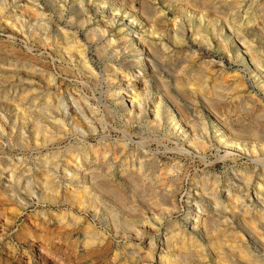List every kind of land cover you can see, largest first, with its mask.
Here are the masks:
<instances>
[{
    "label": "rangeland",
    "instance_id": "1",
    "mask_svg": "<svg viewBox=\"0 0 264 264\" xmlns=\"http://www.w3.org/2000/svg\"><path fill=\"white\" fill-rule=\"evenodd\" d=\"M3 3L0 264H264V0Z\"/></svg>",
    "mask_w": 264,
    "mask_h": 264
},
{
    "label": "bare ground",
    "instance_id": "2",
    "mask_svg": "<svg viewBox=\"0 0 264 264\" xmlns=\"http://www.w3.org/2000/svg\"><path fill=\"white\" fill-rule=\"evenodd\" d=\"M2 1V3H3V0H0V2ZM2 3L0 4L1 6H2ZM4 4V3H3ZM0 6V7H1ZM25 8V7H24ZM1 10V9H0ZM4 11V10H3ZM20 12V11H19ZM14 14V13H13ZM7 16V15H6ZM14 16V15H13ZM122 18V17H121ZM105 31V30H104ZM92 34V33H91ZM66 36V35H65ZM108 36V35H107ZM90 39V38H89ZM45 41V40H44ZM49 41V40H48ZM112 43V42H111ZM58 45V44H57ZM111 46V45H110ZM108 48H109V46H107ZM112 47V46H111ZM1 49V48H0ZM3 51V50H2ZM65 52V51H64ZM69 52V51H68ZM142 52V51H141ZM140 52V53H141ZM143 53V52H142ZM141 57V56H140ZM146 58V57H145ZM70 60V59H69ZM150 61H152L151 59H150ZM146 62H147V60H146ZM153 62H155V61H153ZM148 63V62H147ZM148 64H150V62L148 63ZM152 65V64H151ZM155 66V65H154ZM144 67V66H143ZM14 76V75H13ZM12 77V76H11ZM53 77V76H52ZM10 78V77H9ZM16 78V77H15ZM12 80V79H11ZM2 81H3V79H2ZM51 82H54L53 80H50ZM8 82V81H7ZM50 84V83H49ZM54 86V85H53ZM60 86V85H59ZM4 87H5V85H4ZM62 87V86H61ZM25 88V87H24ZM179 88V87H178ZM0 89H1V87H0ZM201 89V88H200ZM12 90V89H11ZM10 90V91H11ZM44 90V89H43ZM16 91V90H15ZM1 93H4L3 95H5V101L3 100L2 102H6V103H8L9 102V99H11L10 97H12V96H10L9 95V93H11V92H6L5 91V89H2L1 91H0ZM17 92V91H16ZM35 92V91H34ZM15 93V92H14ZM27 93V92H26ZM31 93V92H30ZM49 93V92H48ZM34 94V93H33ZM42 94V93H41ZM30 95V94H29ZM25 96H27L26 94H25ZM46 97V96H45ZM184 97V96H183ZM2 98V97H1ZM25 98V97H24ZM18 99H19V97H18ZM45 99V98H44ZM13 100V99H12ZM36 100V99H35ZM38 100V99H37ZM34 101V100H33ZM36 102V101H35ZM5 103V104H6ZM18 103V102H17ZM34 103V102H33ZM9 104H10V102H9ZM12 104V103H11ZM46 106V105H45ZM10 107V106H9ZM18 110H19V108L18 109H14V110H12V113H14V114H17V112H18ZM20 111V110H19ZM34 112H35V114H37L38 116H37V119H41V118H44V119H47V118H56L55 116V112H54V107H52L51 105H47L45 108H42V109H37L36 110V107L34 108V110H33ZM57 111V110H56ZM157 111V110H156ZM21 112V111H20ZM54 112V113H53ZM19 113V112H18ZM51 113V114H50ZM92 113V112H91ZM54 115V116H53ZM19 116V115H18ZM16 117V116H15ZM64 117V116H63ZM64 119V118H63ZM66 119V118H65ZM49 120V119H48ZM58 120V119H57ZM39 121H41V120H39ZM51 122H52V120H51ZM60 123H62L61 121H59ZM55 123V122H54ZM58 123H56V125H57ZM58 127H60V125L58 124L57 125ZM62 126V125H61ZM37 137H39V136H37ZM205 142V141H204ZM24 144V143H23ZM200 150V149H199ZM45 168V167H44ZM15 173V172H14ZM168 173V172H167ZM15 175H11L10 177H14ZM51 176V175H50ZM48 177V176H47ZM49 178V177H48ZM46 179L45 181V186H42L43 188H44V190L46 189V191H48V190H51L53 187H54V184L51 182V181H49V179ZM51 180V179H50ZM172 182V181H171ZM246 182V181H245ZM248 182V181H247ZM163 184V183H162ZM244 184V183H243ZM250 184V183H249ZM12 186H15V185H12ZM28 187V186H27ZM215 187V186H214ZM247 188V187H246ZM169 189V188H168ZM17 190V189H16ZM243 190V189H242ZM56 192V191H55ZM53 194V193H52ZM69 194V193H68ZM86 195V194H85ZM216 195V194H215ZM248 196V195H247ZM238 197V196H237ZM56 198V197H55ZM91 198V197H90ZM247 199V198H246ZM77 202V201H76ZM73 203V202H72ZM238 205V204H237ZM249 206V205H248ZM262 206V205H261ZM221 206H219V208H220ZM212 208H214V210L215 211H217L218 210V206H217V204L215 203V205L212 207ZM239 209V208H238ZM249 210V209H248ZM232 211V210H231ZM231 213V212H230ZM234 213V212H233ZM237 214H239L238 212H236ZM231 215V214H230ZM236 215V214H235ZM248 215V214H247ZM249 217V216H248ZM256 219H257V221L259 222V220H258V217H256V216H254ZM254 217H253V219H252V221H253V223L254 222H257V221H255V219H254ZM251 221V220H250ZM252 221H251V223H252ZM264 221V220H263ZM261 222V221H260ZM246 223V222H245ZM263 223V222H262ZM248 224V223H247ZM254 224H256V223H254ZM264 224V223H263ZM251 227V226H250ZM218 233V232H217ZM93 234V233H92ZM174 245V244H173ZM233 249V248H232ZM203 251V250H202ZM242 251V250H241ZM244 251V250H243ZM231 252V251H230ZM224 253V252H223ZM247 253V252H246ZM245 253V254H246ZM248 254V253H247ZM251 255V254H250ZM263 255V254H262ZM247 256V255H246ZM220 257H221V255H220ZM249 258V257H248ZM247 258V259H248ZM132 260V259H131ZM251 260H252V258H251ZM253 261V260H252ZM183 263V262H182ZM251 263V262H250ZM128 264V263H127ZM253 264V263H252Z\"/></svg>",
    "mask_w": 264,
    "mask_h": 264
}]
</instances>
